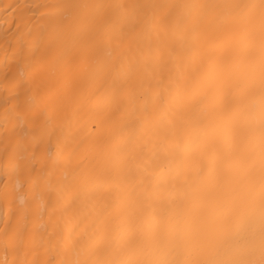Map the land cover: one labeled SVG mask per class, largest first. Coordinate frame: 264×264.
<instances>
[{
  "label": "bare ground",
  "instance_id": "1",
  "mask_svg": "<svg viewBox=\"0 0 264 264\" xmlns=\"http://www.w3.org/2000/svg\"><path fill=\"white\" fill-rule=\"evenodd\" d=\"M263 180L261 0H0V264H205Z\"/></svg>",
  "mask_w": 264,
  "mask_h": 264
},
{
  "label": "rangeland",
  "instance_id": "2",
  "mask_svg": "<svg viewBox=\"0 0 264 264\" xmlns=\"http://www.w3.org/2000/svg\"><path fill=\"white\" fill-rule=\"evenodd\" d=\"M256 181H258V180H256ZM256 181H255V182H256ZM260 181H261L260 183H262V180H260ZM263 181H264V180H263ZM257 183H258V182H257ZM258 185H259V183H258ZM261 185H264V184H261ZM232 186H233V188H234L235 185H232ZM232 186H231V187H232ZM252 186H256V185H252ZM259 186H260V185H259ZM235 187H236V186H235ZM256 187H257V186H256ZM254 188H255V187H254ZM257 188H258V187H257ZM234 189H235V188H234ZM232 190H233V189H232ZM243 190H244V189H243ZM247 190H249V189H247ZM255 190H256V189H255ZM235 191H237V190H235ZM256 191H257V190H256ZM237 192H238V191H237ZM251 192H252V191H251ZM260 192H261V191H260ZM260 192H259V193H260ZM253 193H254V192H253ZM255 193H256V192H255ZM246 194L249 195L248 192H247ZM260 194H263V193L261 192ZM252 195H254V194H252ZM249 196H251V195H249ZM256 196H257V195H256ZM258 196H260V195H258ZM263 197H264V196H263ZM252 198H253V197H252ZM259 198H260V197H259ZM261 198H262V196H261ZM255 200H257V199H255ZM255 200H254V201H255ZM259 200H260V199H259ZM251 201H252V200H251ZM261 201H262V200H261ZM261 203H262V202H261ZM261 203H259V204L261 205ZM217 204L219 205V202H218ZM259 204H258V205H259ZM221 205H222V204H221ZM221 205H219V206H221ZM261 207H262V206H261ZM261 207H259L260 209L257 210L258 212L261 211ZM257 208H258V207H257ZM263 208H264V205H263ZM263 208H262V209H263ZM222 209H223V207H222V208L220 207L219 211H220V210H221V211L225 210V209H223V210H222ZM253 209H254V208H253ZM255 212H256V211H255ZM258 212H257V213H258ZM261 212H262V213H260V214H261V219H263V218H264V215H263V213H264V209H263ZM255 214H256V213H255ZM258 215H259V214H258ZM262 215H263V216H262ZM259 216H260V215H259ZM259 216H258V217H259ZM215 217H216V216H215ZM217 217H218V216H217ZM262 217H263V218H262ZM259 220H260V219H259ZM222 221H224V219H223ZM260 221H261V220H260ZM225 222H226V220H225ZM262 222H264V221H262ZM228 223H229V222H228ZM234 223H235V222H233V224H234ZM220 224H222V222H221ZM220 224H219V226H220ZM223 224H225V223L223 222ZM233 224H232V226H233ZM251 224H253V226L255 225L254 223H251ZM225 225H228V224L226 223ZM247 225H248V224H247ZM262 225H263V224H262ZM219 226H218V227H219ZM228 226L230 227V225H228ZM255 226H256V225H255ZM259 226H261V225L259 224ZM259 226H258V225L256 226V227H257V228H256L257 230L254 231L255 233L258 232V233L260 234V233L262 232V230H261V232L258 231V230L261 229ZM225 227H226V226H225ZM229 227H228V228H229ZM234 227H236V228H234ZM234 227H232V228H233V231L236 229V231H234V232H237V233H236V237H238V239L235 238V236H234L235 239L233 240V242L231 241V243H230V241H229V242H228V245H226L227 243H225L224 241H222L223 243H225L224 245L227 246V247L224 246V252H221L222 250L220 249V252H221V255H222V256H221V255H220L221 257L218 256V255L220 254V252H219V254H217V256H216V254H214V256H211V258L208 257V258H210V262H211L212 259H213V261H212L213 264H214V263H217V262H218L217 264H224V259H226V257H227V260H225V262H226L225 264H228V263H229V264H234L235 262H236L235 264H237V263H238V264H239V263L241 264V261H242V264H244V263L246 264V262H244V261H247V260L251 259V258L246 259V257H247L246 255H248V254H246L245 257H243L242 260H241L242 256H240V257L238 258V255H239V254L241 255L240 250H242L241 248H243L244 246H245V248H243V249H247V250H248V249L250 250L251 247L253 246V250L251 249V251H253L251 255H253V253H255V252H254L255 250H257L258 252H259V251H260V252L262 251L261 253L264 252V249H263V248H264V244H263V243H264V236L260 235V236L262 237V238L260 237V238L258 239V240H260V241H258V240L256 239L257 242H260V244H261L262 247H263V248H261V245H259L258 247H260V249H258V247L254 244V242H255L256 240H255L254 242H252L253 239H250V240L248 241L249 237H250V236H253V235H251V234H252V233H251V230H252V229H249V227H250V228H253V227H251V226H247L248 229H249L250 231H248V229H247V230L245 231V233H243V234L241 233V231H239V228H238L237 224H235ZM263 227H264V225H263ZM263 227H262V229L264 230ZM219 228H221V229H222V228L225 229L224 227H221V226H220ZM226 228H227V227H226ZM237 228H238V230H237ZM245 228H246V227H245ZM258 228H259V229H258ZM253 229H254V228H253ZM219 230H220V229H219ZM223 231H225V230H223ZM223 231H220V233L223 232ZM229 231H230V230L228 229L227 232L229 233ZM231 231H232V229H231ZM238 231H239V232H238ZM243 231H244V229H243ZM243 231H242V232H243ZM247 231H248V233L250 232L251 234H250V233L248 234ZM227 232H225V233H227ZM238 233H240V234H238ZM246 233H247V234H246ZM263 233H264V232H263ZM263 233H262V234H263ZM229 234H230V233H229ZM232 234L234 235L235 233H232ZM237 234H238L239 236H238ZM245 234H246V235H245ZM256 234H257V233H256ZM216 235H218V234H216ZM233 235H232L231 237H233ZM244 235H245V236H244ZM248 235H249V236H248ZM227 236H230V235L227 234ZM240 236H241V237H240ZM242 236L245 237V238H244L245 240L247 239L246 242H245V240H242L243 242H241V241L239 240V238H242ZM246 236H247L248 238H247ZM225 237H226V236H225ZM225 237H224V236L222 237V235H221V238H223V240L225 239ZM257 237H258V236H255V238H257ZM215 238H216V237H215ZM219 238H220V237H219ZM221 238H220V239H221ZM229 238H230V237H229ZM250 238H252V237H250ZM216 239H217V238H216ZM216 239H214L215 242H216ZM230 239H233V238H230ZM230 239H227V237H226V240H227V241L230 240ZM242 239H243V238H242ZM261 239H263V243H261V242H262ZM226 240H225V241H226ZM217 241H218V240H217ZM237 241L240 242V243H241L242 245H244V246H240V243L237 244ZM219 242H220V240H219ZM219 242H218V243H219ZM218 243L216 242L215 244L217 245ZM223 243L220 242L219 245L222 246L221 244H223ZM234 243H235V245H237V246H235ZM246 243H247V245H248L249 243H251V244H249L251 247H250V246H247ZM255 243H256V242H255ZM216 245H213V246L216 247ZM257 245H258V244H257ZM220 246H218V247H219V248H222V247H223V246H222V247H220ZM230 246H231V247H230ZM236 247H237V249H236ZM256 247H257V249L254 250V248H256ZM226 248H227V249H226ZM228 248H229V249H228ZM232 248H234V249H232ZM213 249H214V248H213ZM217 249H218V248H217ZM217 249L215 248L214 251H217ZM230 249H231V252H232V253L235 252V254H236L237 256H236V255L233 256L234 254L231 253V254H232V258H230V257H231L230 254H229V255H228V254H225L226 252L230 253ZM235 249H236V250H235ZM232 250H233V251H232ZM237 250H238V251H237ZM247 250L245 251V253L247 252ZM249 250H248V251H249ZM225 251H226V252H225ZM251 251H250V252H251ZM212 253H214V252H212ZM216 253H217V252H216ZM223 253H224V254H223ZM256 253H257V252H256ZM210 254H211V253H210ZM210 254H209V255H210ZM257 254H259V256L261 255L260 253H257ZM207 255H208V254H207ZM209 255H208V256H209ZM225 255H227V256H225ZM242 255H243V254H242ZM249 255H250V254H249ZM205 256H206V255H205ZM228 256H229V257H228ZM255 256H256V254H255ZM257 256H258V255H257ZM257 256H256L255 258H258V257H259V256H258V257H257ZM261 256L263 257V255H261ZM213 257H217V258L219 257V258H218V260H217V258L214 259ZM223 257H224V258H223ZM235 257H236V258H235ZM253 257H254V256H253ZM253 257H252V258H253ZM262 257H261V260H264V257H263V259H262ZM200 258H201V257H200ZM208 258H206V261H205V257H204V260H203V257H202V259H201V260H202V263H203V261L207 262V261H208V260H207ZM220 258H222V259H220ZM229 258H230V260H228ZM234 258H235V260H234ZM255 258H254V259H255ZM219 259H220V261H219ZM231 259L233 260L232 262H234V263L231 262ZM237 259H238V261H237ZM254 259H253V260H254ZM258 259H259V260H258ZM258 259H257V260L255 259L254 261L252 260V263H253V264H258V263L261 264L260 257H259ZM214 260H216V262H215ZM222 260H223V261H222ZM239 260H240V261H239ZM228 261H230L231 263L228 262ZM256 261H258V262H256ZM259 261H260V262H259ZM210 262L208 261V262L205 263V264H211L212 262H211V263H210ZM243 262H244V263H243ZM249 262H250V264H252V263H251V260L248 261L247 264H249Z\"/></svg>",
  "mask_w": 264,
  "mask_h": 264
},
{
  "label": "snow or ice",
  "instance_id": "3",
  "mask_svg": "<svg viewBox=\"0 0 264 264\" xmlns=\"http://www.w3.org/2000/svg\"><path fill=\"white\" fill-rule=\"evenodd\" d=\"M261 10H262V18H264V0H261ZM261 264H264V260L261 261Z\"/></svg>",
  "mask_w": 264,
  "mask_h": 264
}]
</instances>
